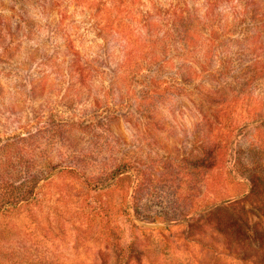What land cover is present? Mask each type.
<instances>
[{"label": "rangeland", "instance_id": "1", "mask_svg": "<svg viewBox=\"0 0 264 264\" xmlns=\"http://www.w3.org/2000/svg\"><path fill=\"white\" fill-rule=\"evenodd\" d=\"M253 148L264 0H0V264H250L190 234Z\"/></svg>", "mask_w": 264, "mask_h": 264}, {"label": "trees", "instance_id": "2", "mask_svg": "<svg viewBox=\"0 0 264 264\" xmlns=\"http://www.w3.org/2000/svg\"><path fill=\"white\" fill-rule=\"evenodd\" d=\"M230 137L227 136V141ZM222 148L226 147L223 145ZM257 152L259 153L253 148L246 158L247 163L244 167L246 174L242 181L247 185V195L240 199L235 196L232 199L221 200L218 204H211L208 208L209 214L216 217L207 222L205 231L194 230L190 234L191 239L203 246L250 264H264V245L263 248H254L250 244L255 237L259 241L264 237V162L256 157ZM213 153L214 151L208 153L212 159ZM208 169L211 170V167ZM222 171L226 176L232 177L229 164L224 166ZM242 203H247L250 209L241 208L240 213L236 214L234 210ZM259 227H262L261 232ZM235 231L241 233L247 242L249 241L243 250L231 238L233 236L231 233Z\"/></svg>", "mask_w": 264, "mask_h": 264}]
</instances>
